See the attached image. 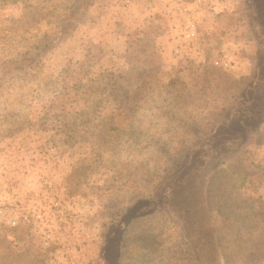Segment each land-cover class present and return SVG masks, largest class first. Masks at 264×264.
Returning a JSON list of instances; mask_svg holds the SVG:
<instances>
[{
  "label": "rangeland",
  "instance_id": "374dc122",
  "mask_svg": "<svg viewBox=\"0 0 264 264\" xmlns=\"http://www.w3.org/2000/svg\"><path fill=\"white\" fill-rule=\"evenodd\" d=\"M138 1L0 0V264H264V0L167 69Z\"/></svg>",
  "mask_w": 264,
  "mask_h": 264
},
{
  "label": "built area",
  "instance_id": "2783aa9c",
  "mask_svg": "<svg viewBox=\"0 0 264 264\" xmlns=\"http://www.w3.org/2000/svg\"><path fill=\"white\" fill-rule=\"evenodd\" d=\"M191 5L189 7L185 0H172L169 11L164 13L170 24L166 29L167 35L171 41L175 42L172 54L181 68L192 62L204 61L199 56L203 50L198 47L200 23H202L204 14L213 10V7L208 9L205 6L204 0H193ZM237 60L234 56L220 53L215 56L212 62L224 71H230L237 69Z\"/></svg>",
  "mask_w": 264,
  "mask_h": 264
},
{
  "label": "crops",
  "instance_id": "0c3cea01",
  "mask_svg": "<svg viewBox=\"0 0 264 264\" xmlns=\"http://www.w3.org/2000/svg\"><path fill=\"white\" fill-rule=\"evenodd\" d=\"M136 0H133V3L135 2ZM171 1L172 0H141L138 1L140 4L138 6V8L140 9V12L143 13L144 15L146 16H151V18L149 19L150 20V25H151V29L149 31L153 37V39L151 40V43H153V47L154 49H158V52L159 55H158V58L160 59L161 61V64L164 65L165 69H167V66H171L170 64H175L172 63V60L173 58H171L170 56V50H171V47L173 46L174 42H168L167 40V37H168V32H164V29H167V26H169V21L167 20V15L165 16L164 13H166L167 11H169V8H170V5H171ZM185 2H187L185 0ZM192 2H188V6L191 7L192 5ZM206 16V15H205ZM129 17V16H128ZM157 19V20H156ZM202 22V20H201ZM206 22L205 24L202 25V27L204 28H208L210 30H212V26L211 24L208 25L209 21H204ZM135 27H138L139 29L143 28L141 27V25H134ZM159 30L163 31L162 33V36H158L157 38L154 37L153 34H156V32H158ZM125 39V38H124ZM162 40L163 43L162 45L160 46L161 48H159L158 44V40ZM223 44V42H222ZM122 46H127V43H123ZM202 46V49L205 50V53L208 49V46H210V43L205 44V42L201 45ZM125 47H122V52L124 53V48ZM146 53V52H145ZM120 55V58H125V54H119ZM204 61H205V58H204Z\"/></svg>",
  "mask_w": 264,
  "mask_h": 264
},
{
  "label": "trees",
  "instance_id": "16d2710c",
  "mask_svg": "<svg viewBox=\"0 0 264 264\" xmlns=\"http://www.w3.org/2000/svg\"><path fill=\"white\" fill-rule=\"evenodd\" d=\"M253 2H255V0H250V1H249L250 4L252 3V7H253ZM253 10H254V9H253ZM253 28H254V24H253ZM259 30H261L260 33H261V32L264 33V27L259 28ZM256 36L258 37L257 34H256ZM258 42H259V41H258ZM253 76L256 78V80H255L254 83H252V84L247 88L248 93L251 94V102H254V96H253V94L257 91L256 89H257V87H259L258 85L261 84V83L264 84V80L260 79L261 76L264 77V58H261V59L257 62V66H256V69H255V71H254ZM262 84H261V85H262ZM259 127H260V125H258L257 128H259ZM209 169H210V168H208V170H209ZM206 170H207V168H206Z\"/></svg>",
  "mask_w": 264,
  "mask_h": 264
}]
</instances>
